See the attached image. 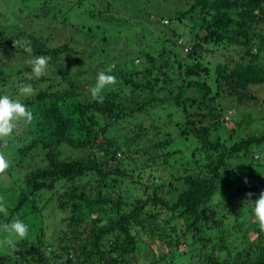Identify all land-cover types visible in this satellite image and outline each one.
<instances>
[{
	"label": "trees",
	"instance_id": "trees-1",
	"mask_svg": "<svg viewBox=\"0 0 264 264\" xmlns=\"http://www.w3.org/2000/svg\"><path fill=\"white\" fill-rule=\"evenodd\" d=\"M92 1L7 0L13 5L0 10V95L20 99L33 113L31 122L16 123L6 144L0 141V150L12 153L0 174V202L7 206L0 223L18 217L29 225L28 237L16 241L0 264H264V234L250 245L249 260H221L232 250L230 226L233 240L247 237L245 220L232 219L243 208L251 213L255 201L254 194L228 192L229 180L264 166V90L257 96L263 102L259 117L235 115L228 137L224 130L230 109L257 99L249 88H264V0H178L173 9L169 0H116L128 6L127 17L111 12L117 3ZM81 7L90 23L79 20ZM34 17H44L49 27L55 19L72 26L70 41L56 46L51 36L33 32ZM138 25H156L165 36L150 49L117 48L120 34L138 32ZM77 34L85 38L80 49ZM180 37L191 42L188 53ZM14 41L29 43L32 53ZM231 44L242 53L216 54ZM71 53L79 59L67 68L96 62L116 77L102 100L91 95L93 84L63 81L68 71L62 69L58 76L47 71L29 79L34 57L46 56L48 67H59ZM209 75L232 95L230 102L206 109L184 96L194 86L209 93ZM25 83L33 95L19 94ZM234 99L239 105H232ZM135 117L140 121L130 124ZM50 206L65 215L67 228L46 244ZM156 230L164 235L156 237ZM148 235L153 256L138 255L149 248ZM7 237L0 232V239Z\"/></svg>",
	"mask_w": 264,
	"mask_h": 264
},
{
	"label": "rangeland",
	"instance_id": "rangeland-1",
	"mask_svg": "<svg viewBox=\"0 0 264 264\" xmlns=\"http://www.w3.org/2000/svg\"><path fill=\"white\" fill-rule=\"evenodd\" d=\"M90 1H91V3L93 2L92 0H90ZM96 1H97V3L99 2L98 3L99 5H100L101 1L109 2V0H96ZM117 1H119V0H117ZM177 1L178 0H169V6H167V7H170L173 9V7H175L177 5ZM110 2H111V6L113 4L115 5V3H117L116 0H110ZM5 4H6V7L9 5H13L11 3L9 4L7 2V0H0V10L6 8V7H2ZM93 4H94V2L91 5L93 6ZM32 6L33 5L30 3L29 7L26 8V11L32 9L31 8ZM129 6H134V5L130 4ZM127 7L128 6L121 5V3L120 4L117 3L116 6H114L112 8L111 12L114 14L120 15L122 17H127V14H125V12H124V10H126ZM106 8L107 7H105V6H102V5L100 6V9L104 10ZM170 8H167L166 11L172 12V10ZM74 10H76V9H74ZM77 13L81 14L79 16V20H81V22L84 21V23H85V21H86L87 23H90L89 22V15L85 16L84 7H81L77 11ZM231 13H234V11L232 10ZM27 18L29 19V17H27ZM30 20H32V22H33L32 27H31L32 31L37 32V33L44 32L46 36H51V39H52L51 41L54 45L58 46L64 42L70 41L71 31H72L73 27L69 26V25L65 26L59 19L58 20L55 19L56 22L51 27H49L48 23L44 20V17H42V18L34 17ZM77 20L78 19H76L75 22ZM25 22L28 23L29 20H27ZM75 25H78V24H75ZM100 25H101L100 29H99L100 31L98 30L97 34L100 37H102L103 33L101 32V29L105 25V22H102V24H100ZM137 31L138 32H136V30H133V31L125 30L124 33H121L120 38L118 40L119 42L117 41L119 43L117 48H119V49L127 48L128 50H130V49L136 50L137 47H141V48L143 47L142 49H145V48L150 49V46L153 45V43H155L154 41L157 39V36H163V37L165 36V33L160 28H158L156 25H152V26L149 25V26H146L145 28L142 25H138ZM107 32L110 33V35H112L113 34V28H110V31L107 30ZM117 33H118V31H116L115 34H117ZM135 33H140V35L137 37L135 35ZM76 39L79 41V42H77L76 46L78 47V49H80V47L82 46V44L85 41V38H84V36L81 37L80 34L79 35L77 34ZM99 43H104V42L99 41ZM100 46H99V48H100ZM221 47H223V46H221ZM109 48H112V47L109 46ZM234 48H235V50H234ZM225 49H227V51H230V53H234V54H239L242 50V48H239L236 44H231L228 47H223V49L220 48L218 50V48H216V54L221 56V53H224ZM243 49H244V47H243ZM0 51H1V49H0ZM103 54H105V53H102L100 55H103ZM135 56H136L135 57V60H136V58L139 57L138 53ZM102 58H103V56H102ZM78 59L79 58H77V54H75V53H71V56L69 54H66V55L62 56V59L60 60L59 67L58 66L54 67L53 65H50L48 67V71L50 73L56 74V76H58L60 74V71H62V70L64 72L68 71V74L60 77L63 81L72 82V84L79 83V82H81V83L85 82V83H89V84L94 85L95 81H96L97 74L101 71H104V67L102 65H100V63H96V62L89 63L87 66H85L86 65L85 62H82L80 64H74L70 68H67L70 66V65H68V61L72 60V61L77 62ZM141 62L142 61H139V62H137V64H139ZM64 68H67V69L64 70ZM64 72H63V74H64ZM201 78L205 79L206 76L202 75ZM208 79L213 84V89L209 93H206V91L199 86H194L192 88H186L183 91L185 93L184 96L185 97H192L194 99L193 102H195L196 104H200L201 102L206 103V109H208V105H216V106L220 105L221 100L223 101L224 104L230 102L231 101L230 99H232V95L228 94L225 91L226 89L223 86L222 87H221V85L217 86L220 84V81H217L215 78H213L212 75H209ZM187 80H189V79H187ZM86 85H88V84H86ZM3 89L4 88H0V90H2V91H3ZM249 89L250 90L248 92L252 93L256 97L262 96L263 90H264L263 86H259L258 88L257 87L256 88H249ZM196 99H197V101L199 100L200 102L195 101ZM234 101L235 102H233L232 105H239L236 103L237 100L234 99ZM240 104L241 105H239V107H234V108L230 109L228 112V116H226V118L224 117L225 121H226L225 128H224V130L226 132L225 137H228L229 134H231L230 132H231L233 126L235 125V122L233 119V117L235 115L238 119H246L248 114L252 112L253 117H259L258 114H260V112H261V107H262L263 102H262V98H258V97H257V99L245 98L243 100V102ZM166 107H168V105ZM248 107H250L251 110H249ZM163 110L164 109H156L155 111H157L158 113H167V112H164ZM249 111H251V112H249ZM192 112L193 113H201L200 111H197L196 109L192 110ZM229 116H230V118H229ZM153 117H155V116H151L150 120ZM197 117H200V116H197ZM227 117H228V119H227ZM137 121H140L139 118H137V119H136V117L132 118L130 124H135ZM150 122H152V121H150ZM150 122H146V123L148 125H151L152 123H150ZM244 125H245V123H244ZM258 126H259V123L254 124L253 126L251 124L249 126V129L250 128L255 129ZM155 131H156V127L151 130V133L154 134ZM65 151L69 152V150H65ZM0 154H3L4 156H6L8 161H10L12 159V153H11L10 149L7 151L0 150ZM257 156H258V154H257ZM257 159H259V158H257ZM263 162H264V160H263ZM245 171H247V172H245L243 174V176H241V177L236 176V177L229 180L230 184L227 185L228 192H232L236 195L246 194V196L247 195L250 196L251 194H254L252 201L257 200L259 198L261 192H264V166H262V164H260V163H259V165H256L255 171H257V172H255V174H253V171L251 169H248ZM155 173L158 175L157 172H155ZM246 186H247V189H246ZM245 189H246V191L244 192ZM215 194L220 195V192H216ZM240 200L243 201V198ZM250 206L253 208L252 203H250ZM49 209L50 210L46 213V216H45L46 221H45V225H44L45 230L48 234L47 239H46V244L49 243L50 241L58 240V238H60V236L63 235V231H65L67 228L66 224L62 222V218L65 217V215L59 211L54 210V208L52 206H50ZM246 209H247V207H246ZM239 214H240V216H238V215H236L235 217L233 216L234 218L232 219V221L234 222L235 218H238L240 221L245 220L243 229H244V232L247 233V237H242L240 235V237H238L237 240H233V237H234V233L232 232L233 225L230 226L227 231L230 230L229 232L231 233L232 237L229 238L230 241L228 242L227 247L232 249V250L227 252L225 254V256L223 258H221V260H223V261L225 260V258H231V259L235 260L237 263H241V262L249 260L248 254L250 252V248H249L250 245L255 242L257 237L264 234V231H261L259 229L258 222L255 220V218L252 214V211H251V213L248 211L246 212V210H244V208H243V210ZM166 216H170V215H166ZM235 222H237V219ZM167 226L165 227V229H169V227H167ZM253 227H255V228L253 229ZM164 232L165 231H160V233L158 234L157 230H156V231H153L151 233L154 234L156 237H159L160 235H164ZM8 238L9 237L1 238L0 241H3V240L8 239ZM206 240L207 239H205L203 242H205ZM146 241H147L149 248L143 246L141 248V250L138 252V255L146 254L149 256H153V250H151L150 244L153 243L154 239H153V237L148 235L146 237ZM152 246L155 247L154 244H152ZM158 246H159V244L156 247L158 248ZM8 252H9V249L7 247L0 246V257L1 258H4V256L8 255ZM138 255H136L137 258H139ZM141 262H142V260H140L138 263H141Z\"/></svg>",
	"mask_w": 264,
	"mask_h": 264
},
{
	"label": "clouds",
	"instance_id": "clouds-1",
	"mask_svg": "<svg viewBox=\"0 0 264 264\" xmlns=\"http://www.w3.org/2000/svg\"><path fill=\"white\" fill-rule=\"evenodd\" d=\"M164 23H170V20L165 18ZM19 43L24 50L32 53V47L27 42L14 41ZM179 45L183 49V53H188L191 48V42L186 37L178 38ZM48 60L46 56H36L28 63L31 66V74L29 79H39L48 71ZM116 83V77L107 72L101 71L97 74L96 81L91 87V95L93 98L103 99L102 93L104 90ZM19 94L28 97L34 94L35 89L30 83H25L19 87ZM33 119L32 111L20 99L13 98L9 95H0V141L5 144L11 139L16 123L20 120L31 122ZM10 167L9 161L3 154H0V174H4ZM252 214L258 222L259 229L264 231V192H261L259 198L254 201ZM7 206L0 202V213L6 214ZM0 232L8 236V239L0 241V246L7 247L11 251L16 250V241L26 239L29 235V225L23 219L14 217L11 221L0 223Z\"/></svg>",
	"mask_w": 264,
	"mask_h": 264
}]
</instances>
